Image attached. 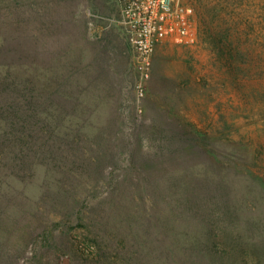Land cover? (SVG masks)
<instances>
[{
  "label": "trees",
  "instance_id": "16d2710c",
  "mask_svg": "<svg viewBox=\"0 0 264 264\" xmlns=\"http://www.w3.org/2000/svg\"><path fill=\"white\" fill-rule=\"evenodd\" d=\"M50 4L0 0V264H264V211L248 209L264 202L263 169L221 161L191 125L154 148L145 133L88 134L66 82L38 89ZM163 160L181 179L155 175ZM243 179L257 194L240 201Z\"/></svg>",
  "mask_w": 264,
  "mask_h": 264
},
{
  "label": "rangeland",
  "instance_id": "374dc122",
  "mask_svg": "<svg viewBox=\"0 0 264 264\" xmlns=\"http://www.w3.org/2000/svg\"><path fill=\"white\" fill-rule=\"evenodd\" d=\"M50 1L52 24L37 36L34 77L40 91L66 82L73 126L80 118L88 134L145 133L142 143L154 148L191 125L221 161L264 170V0H194L197 42L157 44L143 99L134 92L135 59L119 24V0ZM174 160H163L168 169L155 175L181 179ZM42 177L39 168L27 194H39ZM247 182L235 181L240 201L257 194ZM248 209L262 213L264 202Z\"/></svg>",
  "mask_w": 264,
  "mask_h": 264
},
{
  "label": "built area",
  "instance_id": "2783aa9c",
  "mask_svg": "<svg viewBox=\"0 0 264 264\" xmlns=\"http://www.w3.org/2000/svg\"><path fill=\"white\" fill-rule=\"evenodd\" d=\"M194 0H119V24L134 54V92L143 99L157 44L192 46L197 42Z\"/></svg>",
  "mask_w": 264,
  "mask_h": 264
}]
</instances>
